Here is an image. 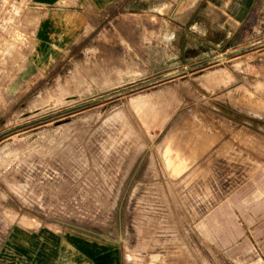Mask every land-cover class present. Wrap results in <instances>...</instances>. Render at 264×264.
I'll use <instances>...</instances> for the list:
<instances>
[{
	"label": "rangeland",
	"instance_id": "obj_1",
	"mask_svg": "<svg viewBox=\"0 0 264 264\" xmlns=\"http://www.w3.org/2000/svg\"><path fill=\"white\" fill-rule=\"evenodd\" d=\"M145 13L36 54L33 0H0V252L21 224L89 240L73 264H242L223 208L264 200V0L210 43Z\"/></svg>",
	"mask_w": 264,
	"mask_h": 264
},
{
	"label": "crops",
	"instance_id": "obj_2",
	"mask_svg": "<svg viewBox=\"0 0 264 264\" xmlns=\"http://www.w3.org/2000/svg\"><path fill=\"white\" fill-rule=\"evenodd\" d=\"M255 1L33 0L39 11L34 30L35 50L38 54L46 47L57 51L67 49L81 33L84 19L90 26L95 19L111 12L120 14L122 10L136 15L145 11L147 16L149 12H160L177 28L176 33L199 35L203 42L210 43L213 35L234 33ZM242 191L227 198L224 204L226 239L237 243V255L242 264H264V200H259L258 195L247 188ZM247 195L248 201H244ZM222 211L219 210L218 219L222 218ZM230 222L236 235L231 241ZM59 231L61 234H54L57 231L48 227L45 230L18 224L11 229L9 239L1 248L0 264H73L75 256L80 263L89 260L92 252L89 240L81 236L75 240ZM96 252L99 264H103L100 257L104 251L97 249Z\"/></svg>",
	"mask_w": 264,
	"mask_h": 264
}]
</instances>
